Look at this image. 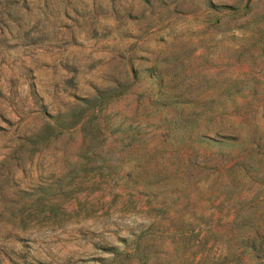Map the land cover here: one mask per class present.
Returning a JSON list of instances; mask_svg holds the SVG:
<instances>
[{"label":"rangeland","instance_id":"1","mask_svg":"<svg viewBox=\"0 0 264 264\" xmlns=\"http://www.w3.org/2000/svg\"><path fill=\"white\" fill-rule=\"evenodd\" d=\"M0 264H264V0H0Z\"/></svg>","mask_w":264,"mask_h":264},{"label":"trees","instance_id":"2","mask_svg":"<svg viewBox=\"0 0 264 264\" xmlns=\"http://www.w3.org/2000/svg\"><path fill=\"white\" fill-rule=\"evenodd\" d=\"M222 7L227 8V6ZM119 88H121L120 85L113 83L112 86H107L102 91L96 90L95 94L90 97L81 98L78 103L71 105L64 112H58L55 116H50V121L48 123L32 132L30 137L25 140L30 143H33L34 141L45 142L50 138L57 137L62 133L78 128L82 135L83 143L90 144L102 135L103 118L101 111L103 110L104 105L108 104L110 100L121 95L117 92ZM78 157L80 159L82 155L79 154ZM16 219H13L14 221L8 223L9 226L5 227V232L17 235L18 233L26 231L25 221L21 218ZM249 227L252 229L253 224ZM236 230L238 233V246L246 248V250L251 253H256L260 238L254 228L252 233H249L246 230H241V228L237 227ZM143 238L144 236L139 237L133 243L132 249L134 252L139 249L140 245L138 241ZM108 251L111 254H116V248L114 247L109 248ZM232 258H234V254L230 253L228 259L230 260Z\"/></svg>","mask_w":264,"mask_h":264}]
</instances>
